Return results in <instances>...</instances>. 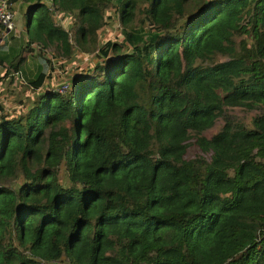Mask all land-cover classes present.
Instances as JSON below:
<instances>
[{
	"label": "trees",
	"instance_id": "1",
	"mask_svg": "<svg viewBox=\"0 0 264 264\" xmlns=\"http://www.w3.org/2000/svg\"><path fill=\"white\" fill-rule=\"evenodd\" d=\"M8 1L29 49L1 80L96 61L19 109L0 85V264H264V0Z\"/></svg>",
	"mask_w": 264,
	"mask_h": 264
},
{
	"label": "rangeland",
	"instance_id": "2",
	"mask_svg": "<svg viewBox=\"0 0 264 264\" xmlns=\"http://www.w3.org/2000/svg\"><path fill=\"white\" fill-rule=\"evenodd\" d=\"M12 8L15 12V28L12 32H10L9 36H7L5 40L1 42L2 44L0 46V53L8 56L15 55L16 52L19 51L20 47L29 49V46H25V29L28 20V5L17 3L13 4ZM60 24H62V20ZM97 41L98 43L103 42L101 35L98 36ZM43 57H47L50 59V61H46ZM75 58L76 60H74ZM56 61L65 63V67L63 69H58V64H56ZM95 61L96 59L92 56V54L82 52L76 48L72 49V54L69 56V58L58 53L53 45L44 48V56L37 53L35 54V52H30L26 54V60L20 67L22 76L25 82L28 84L16 82V76L10 79L7 78L5 80H1L2 77L0 75V85H2L3 92L5 93L6 102L8 101L10 109L12 107L19 109L21 104L26 102L28 96L31 95L27 85H29V82L35 78V74L39 72H44L45 75H47L44 80L43 87L51 85L54 90H59L62 86L67 85V91H69L77 79L83 77L84 73L87 71L88 63H94ZM5 66L9 67L8 64H5ZM51 66H55L56 69L52 70ZM50 75L52 77H50ZM72 76L77 77L76 81L72 80ZM229 111L239 118H242L245 122H249L251 120V116L253 115L252 112H248L242 108H234L230 109ZM221 125L222 121L218 120L215 126L204 134L207 137H210L212 134H214V132L220 129ZM198 152V148L195 145H192L188 148L186 158L193 157ZM17 181H20V179ZM52 264L69 263L65 257H62Z\"/></svg>",
	"mask_w": 264,
	"mask_h": 264
},
{
	"label": "built area",
	"instance_id": "3",
	"mask_svg": "<svg viewBox=\"0 0 264 264\" xmlns=\"http://www.w3.org/2000/svg\"><path fill=\"white\" fill-rule=\"evenodd\" d=\"M54 10L53 6H50ZM63 24V22H62ZM15 28V12L8 0H0V43L9 36ZM19 74V73H18ZM20 75V74H19ZM59 91H67V85H64ZM55 261H39V264H52Z\"/></svg>",
	"mask_w": 264,
	"mask_h": 264
},
{
	"label": "crops",
	"instance_id": "4",
	"mask_svg": "<svg viewBox=\"0 0 264 264\" xmlns=\"http://www.w3.org/2000/svg\"><path fill=\"white\" fill-rule=\"evenodd\" d=\"M0 44H2V43H0Z\"/></svg>",
	"mask_w": 264,
	"mask_h": 264
}]
</instances>
